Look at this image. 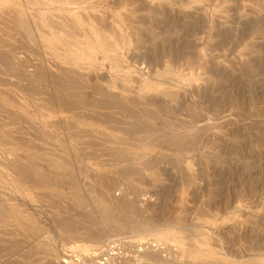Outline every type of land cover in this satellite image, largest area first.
<instances>
[{"label":"rangeland","instance_id":"obj_1","mask_svg":"<svg viewBox=\"0 0 264 264\" xmlns=\"http://www.w3.org/2000/svg\"><path fill=\"white\" fill-rule=\"evenodd\" d=\"M0 264H264V0H0Z\"/></svg>","mask_w":264,"mask_h":264},{"label":"bare ground","instance_id":"obj_2","mask_svg":"<svg viewBox=\"0 0 264 264\" xmlns=\"http://www.w3.org/2000/svg\"><path fill=\"white\" fill-rule=\"evenodd\" d=\"M29 173H30V172H29ZM29 173H28V174H29ZM29 175H30V174H29ZM110 220H111V219H110ZM117 222H118V220H117Z\"/></svg>","mask_w":264,"mask_h":264}]
</instances>
